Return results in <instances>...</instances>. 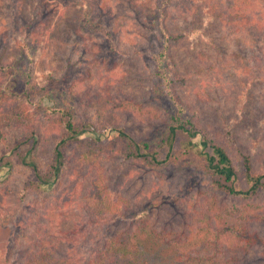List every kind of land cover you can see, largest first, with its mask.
I'll use <instances>...</instances> for the list:
<instances>
[{
	"label": "rangeland",
	"instance_id": "obj_1",
	"mask_svg": "<svg viewBox=\"0 0 264 264\" xmlns=\"http://www.w3.org/2000/svg\"><path fill=\"white\" fill-rule=\"evenodd\" d=\"M119 1L0 0V104L8 103L12 107L24 104L25 112L31 113L28 122L26 113L16 107L14 112L25 119V124L12 125L5 135L0 133V158L4 156L13 163L0 165V264H23L27 253L40 244L45 229L52 226L49 218L57 219L62 214L66 224L76 223L79 218L77 223L82 225L89 215L79 206L81 194L85 192L83 188L63 193L67 197L59 201L61 194L57 187L38 188L31 182L33 173L21 164L19 155L28 146L13 150L27 131L36 129L34 132L41 142L34 157L46 164L58 137L56 131L48 130L49 119L60 116L62 110L70 109L79 124L88 122L96 128L78 136L69 147L71 155L87 151V146L95 140L103 144L117 135L114 126L102 125L103 119L99 123L90 105L98 89L117 99L144 102L160 107L166 114L172 112L167 97L161 87H157L160 81L152 77L155 55L161 45L154 16L145 11V15L139 17ZM168 4L169 29L185 34L175 50L179 71L186 78L180 90L183 97L198 109L200 124L210 137L228 146L237 164L240 152L251 153L255 170H264V82L256 84L254 91L240 85V81L246 79V71L234 56L233 38L227 51L206 43L196 45L195 41L201 38V32L196 29L201 25L192 12L182 11L183 6L189 9L193 6L187 0ZM84 17H88L89 23L84 22ZM135 18L141 20L143 26L136 27ZM58 24L64 29L61 33L54 32L51 38L50 32ZM217 28L214 24L203 34L217 38L220 35V31H215ZM60 36L66 41L61 45ZM198 51L202 52L201 57L197 56ZM248 66L253 68V63L249 61ZM243 95L246 101L239 111ZM161 121L148 124L136 122L132 117L125 118L123 125L136 137L152 139L163 129ZM104 163L111 189L130 195L136 209L154 210L152 219L160 229L182 228L190 214L188 200L198 190L211 187L204 157L194 150L185 151L182 146L176 149L170 161L159 167L141 164L124 155L106 157ZM240 179L244 180V176ZM65 181L67 184L70 177ZM88 185L89 178L84 182L85 188ZM218 200L230 204L231 209L243 205L242 199L231 198L224 192L218 193ZM251 201L264 204L262 195ZM260 212L264 213L263 207ZM217 222L218 228L215 233L209 232V236L227 232L230 224L242 223L248 227L246 237H257V243L234 251L231 249L233 240L218 237L217 247L203 257V264H228L230 260L231 264H264V217L242 216L238 212L227 217L224 213ZM101 228L104 227L97 226L99 236ZM114 230L116 228H107L106 231ZM207 232L203 230L202 234ZM95 239L90 232L74 234L66 248L76 259L86 261L94 258L103 245L100 241L97 244Z\"/></svg>",
	"mask_w": 264,
	"mask_h": 264
},
{
	"label": "trees",
	"instance_id": "obj_2",
	"mask_svg": "<svg viewBox=\"0 0 264 264\" xmlns=\"http://www.w3.org/2000/svg\"><path fill=\"white\" fill-rule=\"evenodd\" d=\"M174 1L177 0L119 1L128 5V8L139 17H143L145 11L148 12L147 15L154 16L161 35V45L155 55L156 66L152 77L160 81V86L157 87H161L167 97L171 113L166 114L160 107L144 102L117 99L98 89L90 99V105L95 109L99 123L100 119H103L105 123L102 125L110 124L117 131V135L106 143L101 144L102 142L95 140L87 146V151L71 155L69 147L78 136L87 129L96 128L88 122L79 124L73 112L65 109L60 116L49 119L48 130L56 131L58 137L55 140L52 157L46 164H42L34 157V152L41 142L34 132L35 128L27 131L14 146L15 151L21 146H28L24 152H19V155L21 164L32 171L31 182L36 187L45 188L49 185L57 187L61 194L59 201H64L70 190L83 188L85 192L81 194L79 206L89 213L86 221L82 223L85 224L83 228L81 222L77 223L79 218L76 219V223L69 224H66L62 214L57 219L49 218L52 226L45 229L40 244L27 253L23 264H194V262L203 264V257L207 256L212 248L217 247L215 240L218 237L233 240L231 249L234 251L239 247L249 248L257 243V237L253 235L246 237L248 227L242 223L233 226L230 224L228 226L230 230L225 233L220 231L212 236L208 235L209 232L215 233L214 230L218 228L217 218L222 217L224 213L227 217L238 212L242 216L250 214L263 219L264 213L260 212V208H264V204L261 206L252 202L251 198L262 195L264 199V170H255L251 153L240 152V162L237 164L228 146L210 137L200 124L198 109L183 97L180 90L186 78L179 71L175 50L185 34L171 31L167 24L168 3ZM180 1L183 3L186 0ZM187 1L193 8L183 6L182 11L192 12L195 21H199L201 25L196 29L201 32V41L196 40L195 44L206 43L211 45L210 47L219 48L220 51H227L230 39L233 38L236 47L234 56L243 64V70L246 71V79L240 81V85L254 91L256 84L264 82V0ZM35 3L38 4L39 1ZM134 20L137 21L136 27L143 26L141 20L138 18ZM85 21L89 23L88 17H84ZM214 24L218 25L215 31H220L217 38L203 34V31L209 32ZM63 29L60 24L56 25V29L50 32L51 38L55 36L52 35L54 32L61 33ZM0 37L2 38V35ZM60 38V45L66 42L61 36ZM197 56L201 57L202 52L198 51ZM249 61L253 63V68L248 66ZM242 98L239 111L244 107L246 95ZM23 105L17 104L16 107L25 112ZM16 107L1 102L0 133L5 135L12 125L25 124V119L14 112ZM188 112L191 115H186ZM25 113V118L30 122L31 113L29 110ZM132 117L136 122L148 124L162 119L164 127L152 139L136 137L123 125L125 118ZM198 137L199 140H195ZM98 145L100 148H97ZM179 146L185 151L194 150L204 157L205 168L211 176V187L198 190L188 200L190 214L182 228L160 229L152 219L154 210L136 209L130 195L116 193L111 189L110 175L104 161L106 157L111 159L124 155L126 158L138 160L141 164L159 167L172 159ZM12 164L5 160L4 156L0 158L1 166ZM241 175L244 176L242 181ZM68 177L70 181L66 184L65 180ZM87 178L89 185L85 188L84 182ZM65 192L66 194H63ZM219 192H224L231 198L242 199L243 205H235L231 209L230 204L218 200ZM66 203L63 208L66 207ZM242 206H245V209ZM97 226L104 227L101 228V236ZM107 228L116 230L107 232ZM206 229L208 232L202 234ZM87 232L96 237L97 244L102 242L103 245L94 258L80 261L71 255L66 246L69 248L74 234L87 235ZM228 264H231V260Z\"/></svg>",
	"mask_w": 264,
	"mask_h": 264
}]
</instances>
